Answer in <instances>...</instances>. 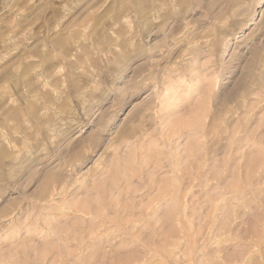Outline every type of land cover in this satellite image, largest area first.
<instances>
[{
	"label": "rangeland",
	"instance_id": "374dc122",
	"mask_svg": "<svg viewBox=\"0 0 264 264\" xmlns=\"http://www.w3.org/2000/svg\"><path fill=\"white\" fill-rule=\"evenodd\" d=\"M0 264H264V0H0Z\"/></svg>",
	"mask_w": 264,
	"mask_h": 264
},
{
	"label": "bare ground",
	"instance_id": "6f19581e",
	"mask_svg": "<svg viewBox=\"0 0 264 264\" xmlns=\"http://www.w3.org/2000/svg\"><path fill=\"white\" fill-rule=\"evenodd\" d=\"M209 96V95H208ZM173 122V121H172ZM103 183V182H102ZM85 212V211H84Z\"/></svg>",
	"mask_w": 264,
	"mask_h": 264
}]
</instances>
